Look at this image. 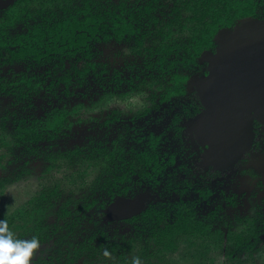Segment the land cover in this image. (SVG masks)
I'll use <instances>...</instances> for the list:
<instances>
[{"label":"rangeland","instance_id":"obj_1","mask_svg":"<svg viewBox=\"0 0 264 264\" xmlns=\"http://www.w3.org/2000/svg\"><path fill=\"white\" fill-rule=\"evenodd\" d=\"M171 1L151 0L150 6L138 4V13H142L139 17L144 21H148L149 16L163 18L169 10L168 5L171 4ZM128 2L129 6H133L136 1L128 0ZM142 2H149V0ZM143 7L148 9L149 14H146L147 10L146 13L142 12ZM31 15H34V9L31 10ZM10 24L12 26L7 28L6 26L2 27L0 23V31L14 33V36L25 30L24 23L11 22ZM188 37L187 34L178 33L176 40L182 43ZM131 46V42L127 46H117L113 43L100 44L96 59L100 61V64H104L103 72L99 67L97 71L89 72L81 83L76 82L72 77L68 86L63 81V83L56 82L62 73V71H56V75L52 76L56 78L53 82V78H47L30 90L27 85H22L24 81H21L20 78L26 73L27 75L30 73L39 75L43 73L41 71L43 68L30 70L29 68L33 64L26 66L24 62L0 66V88L2 86L5 88L7 85V90L11 89L10 93L5 91L0 93V126L6 124L9 129H12L14 119L42 116L49 113L58 104L70 108L84 95L82 102L87 106L81 107L77 114L68 116V122L72 125L67 129L60 130V134L53 142L56 150L64 152L73 146L90 150L100 140L106 143L107 148H111L113 137H117L119 143L123 145L125 153H133L134 151H143L148 146L151 147L152 134L162 135L163 147L177 153V163L171 168L174 174H169L164 180L160 177L156 187L158 190L165 189L164 183L173 180L175 183L188 182L193 186L199 182L201 188L214 187L216 193L211 194L212 196L208 198L211 204L205 198L200 197L198 193L183 194L185 201L193 203L191 206L193 215L189 217L190 220L207 225L208 228L201 233L191 230L177 236L174 247L171 250H165L152 238H147L148 234L152 233L153 226L156 228L162 226L152 223L145 225L141 220L122 223L115 221L105 225L103 211L99 204L94 205L90 210H86L84 205L99 197L101 198L100 202L108 197L107 188L116 177L115 155L109 160L107 159V164L103 167L98 166L101 162L104 165L103 158L97 160V164L92 160L93 158H84L87 154H83L84 156L81 158L70 162L71 166L70 164L68 166L64 164L62 167L54 165L47 170L49 162L41 154L25 155L24 151L18 152L15 148L10 151L12 145L0 148V217L10 215L19 208H25L38 198L40 200L41 194H46L52 188L59 187L50 203L59 209L67 206L68 210L74 214H68L67 218L62 219L54 216L47 221V232L42 242H39V248L34 251L31 264H35L37 260L45 257L49 258V262L66 264L57 258L58 247L62 250L67 249V246L72 248V245L87 237L90 232L102 228L108 231H117L116 241L118 243L114 253L95 250L93 261L88 262L86 260L88 255H85L80 256L74 264H128L129 261L134 260H139V264L264 263V129L256 132L252 149L230 170H225L223 173L232 183H221L222 181H218V179H211L210 174L206 172L205 166L200 161L198 148L192 141L191 122L185 119L183 112L185 104L188 105L191 97L172 96L169 100H162L165 90L171 86L170 76L169 73L160 74L154 70L156 68H148L146 64L142 63L145 58L144 53L147 56L146 50L139 57L142 65L137 64V67L132 71V80L130 83L129 80L126 81V85L133 89L130 97L121 100L113 97L99 102L95 108L88 107L95 92L107 91L114 86L117 80L112 76L114 71L119 70L114 67L119 65L121 68L124 64L121 52L125 54L127 49L129 52ZM179 54H183V52L180 51ZM125 55L127 56L128 53ZM78 66L80 67L79 64H77ZM176 70L178 71V66H176ZM68 72H71V69L67 68L63 74L71 76ZM188 83L186 89L190 91L193 89L191 85L193 82ZM72 92L77 97L71 94ZM116 107L121 112L122 121L113 124L109 129L107 127L100 128L101 122L95 119H101ZM148 108L150 112L146 116L136 119V121H130L132 113ZM174 127L180 130L177 136H175ZM107 133H113L110 140H105ZM49 146L50 142H47L41 143L39 147L44 151ZM158 148H162V146L159 145ZM91 160V164L94 162L96 166L88 164ZM177 165L182 166L177 167ZM83 170L86 172L78 175ZM184 171L187 173L185 174ZM254 172L256 175L253 177ZM217 186H220L221 190L225 192L232 189V192L227 193L229 200L221 199L219 201L221 196H219L220 193H217L219 189ZM137 189L140 191L153 190L148 186H139ZM171 194L177 197V193H170L168 194L170 199H174ZM212 209H215V213L211 216L208 211H212ZM173 217H168L167 222L173 221ZM56 220L59 230L48 238V234H51V229L48 227L52 226ZM62 220L68 221L71 226L69 231L67 230L69 236L66 239V231L63 229L65 222ZM256 224L262 228L263 234L248 235V238L256 245L251 252L234 244V235L245 231L249 232V228L254 231L253 227ZM194 226L195 223H192L190 227L193 229ZM215 229H220L222 235L215 236L213 234ZM21 239H30V237L25 236ZM51 242L53 245H50ZM61 243L63 244L61 245Z\"/></svg>","mask_w":264,"mask_h":264},{"label":"flooded vegetation","instance_id":"obj_2","mask_svg":"<svg viewBox=\"0 0 264 264\" xmlns=\"http://www.w3.org/2000/svg\"><path fill=\"white\" fill-rule=\"evenodd\" d=\"M5 1H9V3L5 5V7L0 8V23L2 27H5V26L7 28L11 27L12 26L10 24L11 22H17L20 24L24 23L26 26L23 27L25 29L24 31L19 32L14 36H13L14 33L0 31V36H1L0 40L2 39L0 44H3V46L0 47V66L2 65L9 66V65L20 63V62H24V61H13L11 63L3 62L5 61V58L8 55V52L14 49L15 47V46H9L7 43H11L17 39H23L22 37L25 35H31L33 33L32 32L33 28L37 25H38L37 28L39 29H41L42 27L44 28L45 26L42 23L50 22V24L48 25L52 26V24H55L58 22H65V21H72V20L83 22L88 17H92L93 21L95 22L99 21L101 23H105L106 20L101 21L100 17H102L103 19H106L107 18L106 11L108 10L112 11L111 16L115 18L118 16L121 19V21H119L120 25H122V23L125 24V22L132 23L131 31L128 32L126 29V26L125 27L123 26V29L118 35L119 36L118 38H116L111 31L107 32L106 30L102 32H96L95 35H93L89 40H86V43L91 45L92 55L91 57L85 60L84 59H78L76 61L69 60L67 59V57H65V54L61 55L60 53L52 52L49 55V59L43 61L42 63H36L34 61H27L28 66L29 64H33V66L29 68L30 70L32 68L36 70L43 68V70H41L43 71V73L37 75V77L41 80H46L47 78L56 79L52 77L56 75V71L57 72L62 71L59 77L61 78V76H64L63 74L64 70H67V68L69 70L72 69L73 65L77 67V64L80 65V67L78 66V68H81L83 66H86L87 63H89V65H93L94 71H97V69H99L100 67L103 72L104 64H100V61L96 59L99 45L106 44V43L107 44L113 43L117 46H120V45L127 46L128 43L131 42L132 46L129 47V52L127 49V52L125 53V54L128 53V55L126 56L123 52H121V58L124 64H122L121 68L119 67V65L114 67L117 69L119 68L118 71H114L113 76H112L113 79L117 80L116 83L114 84V86L110 87L107 91L95 92V95L93 96V98L90 99L91 104L88 106L91 108H95L96 107L95 105H97L99 102H102L107 99H112L113 97L118 100L130 97L132 95L131 93L133 89L126 85V81L129 80V83H130V81L132 80V77H131L132 71L137 67V64H141V65L142 63L146 64L148 68L149 67L156 68L160 66L158 63L151 61L153 57L150 58L148 56L149 50L147 49L151 47H156L157 45L159 46V43L163 44L164 40L160 38L162 37V34L169 36V42L176 39V36L178 35V33H180L181 35L187 34L190 36V30L188 29V26L190 25L189 18L191 17V14L187 12V9L183 7L181 3H178L175 0H172L171 4L168 5L169 10L167 11V14L163 16V18L149 16L148 21H144L142 20V18L139 17V15L142 13L141 12L138 13V9H139L138 6L139 5L141 6L142 4H144V6H150L151 0H149V2H144V3L142 2L144 0H142L141 2L140 0L138 1L135 0L136 2L133 3L134 4L133 6H129L128 0H5ZM180 1H183V0H180ZM221 1L224 2L225 4L223 5L222 3L220 4V2H218L217 5L218 6L221 5L222 7H225V14L223 15L228 16L229 18L234 20L233 21L234 23L231 26L220 27L215 32L211 40L213 44L217 43V46H218V42L215 40V38L221 29L232 28L238 23V21L245 19V18H249V17L256 18L259 20L264 19V0H221ZM176 7L178 8V10ZM32 9H34V15H31ZM146 10L148 11V9H145L143 7L142 12L146 13ZM146 14H149V11ZM109 16L110 15H108V17ZM90 26H93V24H90ZM115 29H118V28L116 27ZM5 38L7 39V43L5 42ZM44 39L48 40V36L46 34L44 35ZM185 41L187 42V40ZM61 45H62L61 43L59 42L57 43V47H60ZM5 48L9 50H6ZM216 48L217 47H215V49ZM211 49H212L211 47H209L208 49H204L199 54L198 58L196 59L197 66L199 67V69L197 72H195L193 75L189 77L187 83L188 82L191 83L193 82L195 78H198V77H201L207 74V73L206 74L203 73L204 68L207 71V63L205 62V60H203V56L205 55L206 52H211ZM215 49H214V52H215ZM144 51L147 53V56L145 55ZM143 53H144L145 58L143 59V62H142L140 61L141 58L139 57H140V54H143ZM177 55H180V54H177ZM154 60H155V57H154ZM32 74L36 75L35 73H30L29 75H32ZM97 75H99V73H97ZM23 79H24L23 77L20 78L21 81H24V83L22 84L24 86L26 84H25V80ZM56 82L63 83L64 81L62 82L61 80L58 79V81ZM187 83H186V88H187ZM191 85L193 89L190 91H187L186 89V91L188 93H191L192 95L186 96V97H191V101L190 100L188 101L189 102L188 105L192 104V106L195 108L196 111L191 116L188 117L186 114L190 113L192 109L186 112V108L188 107V105L186 106L185 104L183 112H184V116L186 117L185 119L190 120L191 122L190 123L191 138H192V141L195 143L194 146H197L198 148V155L200 157V161L205 166L206 172L210 174L209 176L211 179H216V180L218 179V181L219 180L222 181L221 183H224V182L232 183V181H229L227 175L223 173L225 172V170H230L234 164H236L248 151H250V149H252L254 145V140L256 137V132H258V130L260 129H264V126L262 124H259L258 122H254L253 124L254 138H253L251 148L247 152H245L238 160L231 162V164L228 167H224V168L217 167L215 164L211 163L206 158L204 151H205V148L207 147L200 145L194 134L192 121L196 115H198L200 112L204 110V106L201 103V100L199 99L197 95L194 83H192ZM7 89H8L7 85H5V88L2 86L0 88V93L3 91H5L6 93H10L11 89L9 90ZM71 94L77 97V95L74 94L73 92ZM84 97L85 96L83 95L81 99H78L75 105L81 103L83 104V106H87V105H84V103L82 102V99ZM63 106H66V105H63ZM73 106H71L68 109L70 110ZM61 107L62 106H60L59 104L55 105L50 110L49 113H45L42 116H34V117L38 119L44 118L45 116H47V114H50L52 110L61 108ZM116 108L112 111H109L108 114L102 116L101 119H95L96 121L101 122L99 126L100 128L107 127V129H109V127H111L113 124H117L118 122L122 121L121 112H119L118 108L117 109ZM147 110L144 109V110H141L140 112L138 110L135 111L130 116L131 117L130 121L132 120L136 121V119L146 116V114L150 112L149 108ZM78 112L79 110L76 112H73L72 114H77ZM72 114L69 113L67 115V118H66L67 122L65 123L64 129H67L69 127L67 126L68 124L70 126L72 125V123L68 122V116ZM28 117H32V116H28ZM3 120H5V118H3ZM64 129H60V130H64ZM60 130L57 132V136L60 134L59 133ZM175 130H176L175 136H177L180 130L177 128H175ZM52 132L53 131H50L51 137L54 136V133ZM112 135L113 133L112 134L107 133V135H105L106 137L105 140H110V137ZM152 135H153L152 141L156 139L157 142H155V145H153L152 147L148 146V148L144 149L143 151H134L133 153L132 152L125 153L124 147L122 144L119 143V141L117 140V137L116 138L113 137L111 148H107L106 143L100 140L99 142L95 143V146L92 149H90L91 151L93 150L92 152L93 154L99 150L104 152L107 155L106 160L110 158L111 156L115 155L116 178L118 179L115 185V191L116 193H125V194L116 195L112 199V201L117 197L133 199L137 197L138 195H142V194L149 195L144 199L143 208L139 213L131 217H128V218L118 219V220H113V221H107L105 219L106 218L105 209L112 202L110 201L108 204L105 205V207L102 210L103 216H104L103 218L104 224L105 225L112 224L115 221L117 223H122L124 221H130V222L134 221L135 222L136 220L137 221L141 220L145 225L149 223L155 224L156 223L155 221L158 218L157 217L158 213L163 211L162 217L160 221H158V226H162L161 228H163L167 224L169 225L174 224L176 221H178V218L181 216V218L185 220L188 223V225L192 226V223H195V226H201L203 229L202 230L203 232L204 230L208 228L207 225L201 224L200 222H196L195 220L194 221L190 220L189 217L193 215V210L191 209V206L193 205V203L190 201H185L183 194L198 193L200 197L205 198V200L209 202V204H211L208 198L212 196L211 194L216 193V191L214 190V187L201 188L199 187L200 186L199 182H197V184L193 186L191 183H188V182L175 183L174 180L172 182L166 180L167 182L164 183L165 189L158 190L156 186H157V181L160 179V177H162V179L164 180V179H167L169 174L171 173L174 174V171H172L171 168L177 163V153L172 152L170 149H165L163 147V144L161 143L162 135L161 136L159 135L155 136L154 134ZM54 140H56V138L52 140L51 138L41 139V140H38L37 142L35 141L32 142L31 145L39 147L41 143L50 142L49 147H55L53 143ZM159 145L162 146V148H158ZM76 148H77L76 146H73V147H70L68 150L73 151ZM69 161L74 162V160H69ZM60 164L62 167L64 166V164L68 166L70 163L67 161V158H66L64 160L62 159L60 161ZM71 165L72 164H70V166ZM178 166H182V165H177V167ZM184 168H185V165H184ZM184 173L186 174L187 172L184 171ZM255 175L256 173L254 172L252 176L254 177ZM259 183L261 184V181H259ZM210 185H213V184H210ZM139 186H148V187L153 188V190L140 191L139 189H137L139 188ZM217 187H219V189L217 190L218 191L217 193H220L219 196H221L219 201L221 199L229 200L227 193L232 192V189L229 192H225L224 190H221L220 186H217ZM170 193H177V197H175L174 194H171L172 198L174 199H170V197H168V194ZM148 201L149 203L147 204ZM150 201H153V203H150ZM27 208H29V204L28 206H25V209ZM186 208L189 210H187ZM53 209L58 210L59 208H55V206H53ZM214 210L215 209H212V211L209 210L210 212L208 211V213H210V215L212 216L215 213ZM63 211L67 213L64 214ZM148 211H151L153 213H151L150 217H145ZM68 214H74V213L69 211L67 206L61 207L59 217L61 219L67 218ZM172 216H174L173 221L168 223L167 222L168 217H172ZM53 217L54 216H49L46 219V223L49 219ZM59 217L56 216V218H59ZM62 221L65 222L63 229L66 231L65 232V239H66L69 236L68 231L71 228V226L69 225L68 221L66 220H62ZM56 224H57V220L49 228L51 230L52 228H55L57 232L59 229H57ZM253 228H254V233H257L256 231H258L263 234V232H261L263 230H261L262 228H260L258 224H256ZM250 230L252 229L249 228V231ZM247 232L248 231H245L240 234L244 235ZM213 234L215 236L222 235L220 229H215V232ZM31 235H32L31 233L29 234L26 233L22 237H25V236L30 237ZM152 235L153 233L148 234L147 238L153 239ZM49 238H50V235H49ZM82 241L83 239L77 244L75 243L76 246H79V244ZM50 245H53V243L51 242ZM97 251L106 252V253H114L112 251H107V250H97ZM45 259L49 261L48 257H45Z\"/></svg>","mask_w":264,"mask_h":264},{"label":"trees","instance_id":"obj_3","mask_svg":"<svg viewBox=\"0 0 264 264\" xmlns=\"http://www.w3.org/2000/svg\"><path fill=\"white\" fill-rule=\"evenodd\" d=\"M175 1L181 3V5L187 9V12L191 14V17L189 18L190 25L188 26V29L190 30V36L186 39L187 42L184 41L180 43V41H177L176 39L169 42V36L162 34V37L160 38L164 40L163 44L159 43V46L157 45L156 47L147 49L149 50L148 56L150 58L153 57L151 61H154L160 65L154 70L163 75L169 73L170 76L171 86L165 90V93L162 96L163 101L169 100L172 96L181 97L184 95H192L186 91V83L189 77L199 69L196 59L204 49H208L209 47L212 48L211 52L213 53L215 47H217V43L213 44L211 40L215 32L220 27L231 26L234 23V20L223 15L225 14V7L217 5L218 2H220V4L222 3L223 5L225 4L221 0ZM111 14L112 11L108 10L106 11V19L100 17L101 21L106 20L105 23H101L99 21L95 22L93 21L92 17L86 18L83 22L72 20L58 22L52 24V26L48 25L50 22H46L47 24L42 23L45 26L44 28L42 27L39 29L37 28L38 25L35 26L32 31L33 33L31 35L23 36V39H17L11 43H7V39L5 38V42L9 46L15 47L8 52V55L3 62L11 63L13 61H24L26 66H28L27 61L42 63L43 61L49 59V55L52 52H57L61 55L65 54V57H67L69 60H85L92 55L91 45L87 44L86 40H89L93 35H95L96 32H102L106 30L107 32L111 31L114 36L118 38L123 26H126L128 32L131 31L132 23L125 22V24L122 23V25H120L119 21H121V19L118 16L115 18L111 16ZM108 15L110 16L108 17ZM90 24H93V26H90ZM116 27L118 29H115ZM45 34L48 36V40L44 39ZM1 41L2 39L0 40V43ZM58 42L62 44L60 47H57ZM2 46L3 44H0V47ZM5 49L9 50L7 48ZM180 51H182L183 54L177 55ZM176 66H178V71L176 70ZM92 71H94V67L93 65H89V63L81 68L73 65L71 72H68L71 74V76L64 74V76H61V78L58 79L64 81L65 84L68 85L69 81H71L72 77H74L76 82L81 83L82 79L87 76L88 72ZM203 73H207L205 68L203 69ZM23 78V80H25V84L30 87V90L34 89L37 85L43 82V80H39L37 75L33 74L29 76L24 74ZM58 79L56 81H58ZM53 81L54 79H52V82ZM82 106L83 104L79 103L73 106L70 110L66 106H62L61 108L52 110V112L47 114V116L44 118L39 119L35 118L34 116L17 118L14 119V125L12 129H9L6 124H1L0 148L9 147L12 145L10 151L15 148L18 150V152L24 151L25 155L41 154L43 157H45L46 161L49 162V167L47 170L54 167V165L61 167L60 161L62 159L64 160L67 158V161L70 163L69 160H75V158L77 160L81 158V156H84L83 154H87L84 156V158H93L92 160L96 161L97 164V160L103 158L104 165L101 162L98 164V166H105L107 164V155L101 150L93 154V150H85L83 148H76L73 151L67 150L66 152H62L61 150H56L55 147H48L42 151L39 149L40 147L31 145L32 142H37L41 139L51 138L52 140L57 138V132L65 127L67 115L69 113L72 114L73 112L78 111ZM190 109H192V111L186 114L188 117L196 111L192 104L188 105L186 112H188ZM67 126L70 125L68 124ZM50 131H53L52 133H54V136L51 137ZM155 142H157L156 139L152 141L151 147L155 145ZM109 159L110 158H108V160ZM92 160L88 164L91 166H96V163L94 162L91 164ZM85 172L86 170H83L78 175H81ZM117 180L118 179L115 177L114 180L110 182V186L107 188L108 193L106 194L108 197L106 199H104L102 202H100V197L95 200H91L84 205V208L86 210H90L94 205L99 204L100 209L103 210L105 205L112 201L116 195L125 194L116 193L115 185ZM57 188L59 187H54L46 194H41L40 200L38 198L35 202L33 201L29 203V208H19L10 215H4L0 217V219H5L8 221V227L10 231L13 232L15 238L21 239V237L26 233H31L32 235L30 236V239L36 237L39 242H42L47 232L46 219L49 216L59 217L60 214V209L54 210L53 205L50 203L51 198L56 192ZM162 212L163 211L159 212L157 215V220H154L157 226L158 221H160L162 217ZM66 213L67 212H64V214ZM151 213L153 212L148 211L145 217H150ZM191 230L201 233L203 229L201 226H194L192 229V227H190V225H188V223L180 216L178 221L172 225L167 224L163 228H156L153 226L152 236L155 240V243L160 244L162 249L171 250L174 247V241L177 236L188 233ZM51 231L53 232L49 234L50 237L53 235V233H56V229L52 228ZM249 232L245 233L244 235H234L233 242L239 248H243L251 252L256 245H254V242L248 238V235H255V233L252 230ZM256 232L257 235H262V233L258 231ZM49 235L47 236L48 238ZM117 236L116 230L108 231L105 228H102L97 231H92L86 238L83 239L79 246L74 244L72 245V248L67 246V249L64 250L57 246V258L63 263L74 264L80 256L88 255L87 258L89 260L87 258L86 260L88 262L93 261L95 259L93 255L95 250H107L114 252L117 249ZM62 244L63 243H61V245ZM35 264H55V261L49 262L45 258H42L37 260ZM128 264H133V261H129Z\"/></svg>","mask_w":264,"mask_h":264},{"label":"water","instance_id":"obj_4","mask_svg":"<svg viewBox=\"0 0 264 264\" xmlns=\"http://www.w3.org/2000/svg\"><path fill=\"white\" fill-rule=\"evenodd\" d=\"M8 3L0 0V8ZM215 40V52L203 56L207 74L193 80L204 110L192 126L199 144L207 147L206 158L224 168L251 148L254 122L264 126V19H242L221 29ZM147 196L115 198L105 209V219L139 213Z\"/></svg>","mask_w":264,"mask_h":264},{"label":"clouds","instance_id":"obj_5","mask_svg":"<svg viewBox=\"0 0 264 264\" xmlns=\"http://www.w3.org/2000/svg\"><path fill=\"white\" fill-rule=\"evenodd\" d=\"M40 246L36 237L17 239L8 227V221L0 219V264H31V258ZM133 264H139L134 260Z\"/></svg>","mask_w":264,"mask_h":264}]
</instances>
